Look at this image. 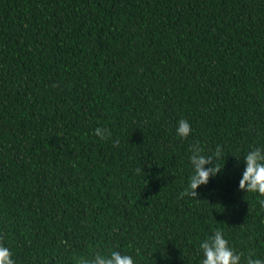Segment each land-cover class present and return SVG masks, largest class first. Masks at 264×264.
<instances>
[{
	"label": "trees",
	"instance_id": "16d2710c",
	"mask_svg": "<svg viewBox=\"0 0 264 264\" xmlns=\"http://www.w3.org/2000/svg\"><path fill=\"white\" fill-rule=\"evenodd\" d=\"M197 142L220 146L222 170L181 198ZM254 148L264 0H0V244L15 264H201L217 229L264 260V197L239 190Z\"/></svg>",
	"mask_w": 264,
	"mask_h": 264
},
{
	"label": "clouds",
	"instance_id": "9594fccd",
	"mask_svg": "<svg viewBox=\"0 0 264 264\" xmlns=\"http://www.w3.org/2000/svg\"><path fill=\"white\" fill-rule=\"evenodd\" d=\"M177 135L181 139L188 138L192 133L189 122L181 119L176 128ZM94 135L101 140L111 138V132L108 129L97 127ZM119 140L114 141L113 146H118ZM191 155L189 162L193 169L188 187L181 193L180 197L185 196L198 199L196 189L201 185H207L211 177H215L221 172L222 168L215 163L216 159L222 156L220 146H217L212 155H204V149L197 142L190 146ZM245 169L242 178L239 180V190L246 193H258L264 197V149L254 148L244 156ZM205 165H208L205 168ZM258 203L264 209V199H259ZM199 249L203 254L201 264H264V260L254 258V253H249L244 257L243 253H237L229 246V242L224 238L221 230H215L211 235L199 244ZM0 264H15L12 258V252L9 248L0 244ZM76 264H134L130 255H122L118 251H111L110 255L105 256L96 252L91 258L78 257Z\"/></svg>",
	"mask_w": 264,
	"mask_h": 264
}]
</instances>
